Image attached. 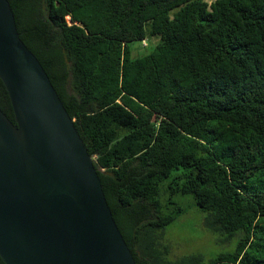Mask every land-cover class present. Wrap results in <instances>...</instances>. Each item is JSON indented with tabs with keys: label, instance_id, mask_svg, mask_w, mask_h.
Wrapping results in <instances>:
<instances>
[{
	"label": "trees",
	"instance_id": "obj_1",
	"mask_svg": "<svg viewBox=\"0 0 264 264\" xmlns=\"http://www.w3.org/2000/svg\"><path fill=\"white\" fill-rule=\"evenodd\" d=\"M8 1L136 264H264V0ZM187 196L232 252L169 258Z\"/></svg>",
	"mask_w": 264,
	"mask_h": 264
},
{
	"label": "water",
	"instance_id": "obj_2",
	"mask_svg": "<svg viewBox=\"0 0 264 264\" xmlns=\"http://www.w3.org/2000/svg\"><path fill=\"white\" fill-rule=\"evenodd\" d=\"M0 258L5 264H136L77 129L0 0Z\"/></svg>",
	"mask_w": 264,
	"mask_h": 264
},
{
	"label": "rangeland",
	"instance_id": "obj_3",
	"mask_svg": "<svg viewBox=\"0 0 264 264\" xmlns=\"http://www.w3.org/2000/svg\"><path fill=\"white\" fill-rule=\"evenodd\" d=\"M158 38L145 39L131 43L135 56L147 53ZM186 212L167 225L164 229V242L170 245L169 258L176 259L184 255L201 254L204 260L217 254L232 252L237 237L225 240L207 229L202 222L204 212L192 205L190 197H184Z\"/></svg>",
	"mask_w": 264,
	"mask_h": 264
}]
</instances>
